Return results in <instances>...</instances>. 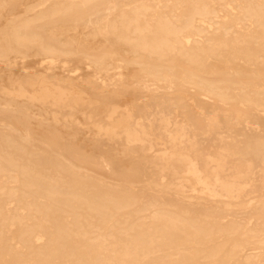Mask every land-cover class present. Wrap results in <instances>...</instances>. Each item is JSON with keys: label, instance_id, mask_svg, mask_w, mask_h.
<instances>
[{"label": "bare ground", "instance_id": "1", "mask_svg": "<svg viewBox=\"0 0 264 264\" xmlns=\"http://www.w3.org/2000/svg\"><path fill=\"white\" fill-rule=\"evenodd\" d=\"M3 72L0 264H264V0H0Z\"/></svg>", "mask_w": 264, "mask_h": 264}, {"label": "rangeland", "instance_id": "2", "mask_svg": "<svg viewBox=\"0 0 264 264\" xmlns=\"http://www.w3.org/2000/svg\"><path fill=\"white\" fill-rule=\"evenodd\" d=\"M71 64H72V65H76V66H80V64H79L78 62H74V63H71ZM25 66L27 67L28 70H29V68H35V69H38V68H39V64H38V63H35V61H34L33 59H30V58L26 59V61H25ZM8 69H9L8 72H11V73H14V74H19V73H21V70H20L18 67H13V68H8ZM56 72H57V73H64L63 70L60 69V68H58V69L56 70ZM81 72H82L83 74L86 73V70H85L84 67L81 68ZM0 74H1V75H5V74H7V72H3V73H0ZM126 74H127V75H130V76H135V79H137V78L141 79V78H140V75H139V72H138V70H137L136 68L129 67V68L126 70ZM194 94H196V92H194ZM127 97H129V95H127V94L122 95V98L128 99ZM232 106H233L234 108H237V106L234 105V104H233ZM89 137H91V136L88 135V134H85V135L83 136V138H89ZM80 138H81V137H80ZM117 149H118V146H117ZM151 178H152V180L155 179V175L153 174V175L151 176ZM255 216H256V215H255ZM234 239L237 240V237H235ZM221 256H222V254H221Z\"/></svg>", "mask_w": 264, "mask_h": 264}]
</instances>
